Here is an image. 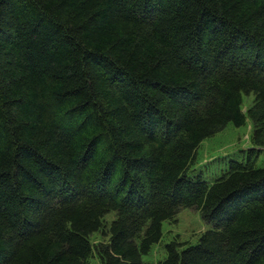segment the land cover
<instances>
[{
	"label": "trees",
	"instance_id": "obj_1",
	"mask_svg": "<svg viewBox=\"0 0 264 264\" xmlns=\"http://www.w3.org/2000/svg\"><path fill=\"white\" fill-rule=\"evenodd\" d=\"M248 119L245 160L188 176ZM263 147L264 0H0V264H146L183 210L212 229L158 264H264Z\"/></svg>",
	"mask_w": 264,
	"mask_h": 264
},
{
	"label": "rangeland",
	"instance_id": "obj_2",
	"mask_svg": "<svg viewBox=\"0 0 264 264\" xmlns=\"http://www.w3.org/2000/svg\"><path fill=\"white\" fill-rule=\"evenodd\" d=\"M254 96L244 95V113L253 104ZM253 126L248 119L245 125L236 127L233 123L228 124L221 132L205 139L199 146L196 153V160L188 171L190 177H201L210 185L214 184L228 169L231 161H243L247 153L253 148L252 144ZM256 162L257 168H264V147ZM114 220V214L105 218L107 225ZM212 227L206 224L199 212L183 210L179 213L176 221H164L162 226V239L155 244L150 253L144 255L142 260L148 264H158L167 258L166 246L170 243H177L179 250L197 245L199 238L211 230ZM93 244L107 242V238L101 233H95L90 238ZM89 264H101L99 257L95 254Z\"/></svg>",
	"mask_w": 264,
	"mask_h": 264
}]
</instances>
